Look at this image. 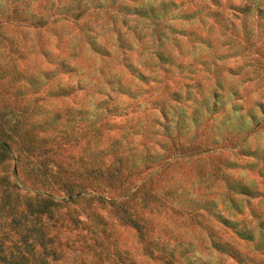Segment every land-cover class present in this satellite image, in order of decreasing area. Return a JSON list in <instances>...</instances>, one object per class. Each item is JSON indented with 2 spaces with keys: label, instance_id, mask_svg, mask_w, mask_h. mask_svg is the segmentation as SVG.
Listing matches in <instances>:
<instances>
[{
  "label": "rangeland",
  "instance_id": "rangeland-1",
  "mask_svg": "<svg viewBox=\"0 0 264 264\" xmlns=\"http://www.w3.org/2000/svg\"><path fill=\"white\" fill-rule=\"evenodd\" d=\"M0 121V264H264V0H0Z\"/></svg>",
  "mask_w": 264,
  "mask_h": 264
},
{
  "label": "trees",
  "instance_id": "trees-1",
  "mask_svg": "<svg viewBox=\"0 0 264 264\" xmlns=\"http://www.w3.org/2000/svg\"><path fill=\"white\" fill-rule=\"evenodd\" d=\"M5 126H3V123L0 121V163L3 162L4 160H6L8 157H10V152H9V148H10V142L7 140V138L11 137V134L9 132L6 131ZM1 180L5 181V183H3L2 185L0 184V209L4 210L6 213H13L15 210V205L14 203L11 202L10 199V193L13 192L11 191L14 187H19L17 182H13L11 181L7 175H2L1 176ZM30 183L34 182H40V181H34L32 179H30L29 181ZM64 189L66 190V192H70L72 193L73 187L72 186H67L64 187ZM35 195L37 196H43V198L41 199L42 202L38 203V208L37 210L42 211L44 208H47L48 205L53 204L55 202L53 196L51 195V192H42L40 190H35ZM17 198V196H15ZM15 198V199H16ZM15 219V217H14ZM0 250H1V246H0ZM24 260H26L23 256L20 259H16L14 260V264H28L27 260L25 262H23ZM29 264H43V262H36L33 261Z\"/></svg>",
  "mask_w": 264,
  "mask_h": 264
}]
</instances>
